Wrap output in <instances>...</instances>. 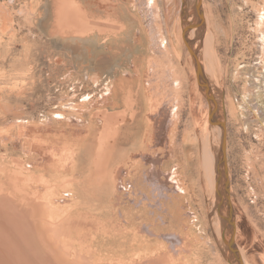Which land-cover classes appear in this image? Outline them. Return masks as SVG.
Wrapping results in <instances>:
<instances>
[{
  "label": "rangeland",
  "instance_id": "374dc122",
  "mask_svg": "<svg viewBox=\"0 0 264 264\" xmlns=\"http://www.w3.org/2000/svg\"><path fill=\"white\" fill-rule=\"evenodd\" d=\"M62 1L0 0V195L21 205L9 193L18 186L43 220L40 233L55 228L45 231L46 245L31 239L40 255L54 251L57 264H231L210 180L220 132L188 44L200 64L198 48L183 33V0H154L156 24L147 0H76L94 24L127 20V42L97 28L66 30L63 19L51 33ZM206 2L229 27V16L241 19L227 44L213 15L211 24L224 78L236 240L247 264H264V27L257 25L264 0ZM62 152L73 154L66 164L57 160ZM97 153L103 167L96 171ZM66 218L86 228L66 234Z\"/></svg>",
  "mask_w": 264,
  "mask_h": 264
},
{
  "label": "bare ground",
  "instance_id": "6f19581e",
  "mask_svg": "<svg viewBox=\"0 0 264 264\" xmlns=\"http://www.w3.org/2000/svg\"><path fill=\"white\" fill-rule=\"evenodd\" d=\"M102 1H103V3H108V5H109V3L113 2L112 0H102ZM102 1L101 0H96V2H102ZM196 1L197 0H183V6H182L183 9H184V11H183V13H184L183 14V27H185L186 22H188V21L196 22V17H197V13L195 11L196 10ZM56 3H57V1H56ZM146 3H147V9L150 11V13L152 15L151 18L153 19V22L155 21V24H156V22L158 21L159 17L161 16L160 15V11L161 10L159 9L160 6L159 5H158L159 7L155 6V1L154 0H147ZM63 4H65L66 7L69 9V13L66 12V15L63 16V20L66 23V25L64 24L63 26L66 27V30L67 29H72L74 27H79V28H83L82 31H79L80 33H83V32L86 33V31H89L91 29L97 28V30H99L101 33L108 32L109 34H112L113 36H111V37H114L119 42H127V38L130 36V31H131V25H130V23L127 22V20H125V23H123L122 20H120L121 18L119 17L118 19L121 22V24L120 23L117 24L116 22H118V21H116V22L112 21L111 17H109L107 19L108 21H101V20L99 21L98 20L99 22H95V24H94V22L92 21L93 19L91 18L92 20H90L89 16L86 14V12H85V11H87L86 8H84V7L82 8V6H83L82 3H78V1H76V0H63L62 2H58L56 10H57L58 6L63 5ZM89 5H90V3H89ZM111 6H113V5H111ZM114 6H116V5L114 4ZM0 9H2V8H0ZM100 9H101V7H100ZM201 10H202V16H203V24H202V26L195 27V28H196L197 32L199 34H202V37L205 39V46L202 43V41L200 40V38L195 33H193L192 29L188 33L192 36L194 44L198 48L199 55H200V65L203 67L204 73H205V70L207 69L209 74L214 77V82H213V78H211V81L213 82L214 93L217 96H219V94H220V97H219L220 109H219V111H220V113L223 116V110L221 108V105H222L221 103H222V98L224 97V95H222L221 92H223V90H224V88H223L224 78H223V76H222V74L220 72L221 70L220 71L218 70L220 68V55H219L218 50H217L216 33H215L214 28H213V25L211 24V22H212L211 20H212V15H213L215 28L217 29L218 33L221 34L220 41H223L224 43L227 44V43H230L232 41L234 36L236 37V35H237L236 32L238 31L237 29L241 25V21H240L241 19L235 13L232 16H229V25H230V27H229L226 22L222 21L220 16H217V15L215 16V14H213V9H212L211 6H209V3L206 2V0H202V2H201ZM236 10H237V7H235V12H236ZM2 11H3V9H2ZM4 12L5 11H3V13ZM109 12H111V11L109 10ZM167 16H169V15L167 14ZM164 18H166V17H164ZM161 19H163V16H162ZM56 20H57V23L60 25L62 23L61 15H59V17H57ZM66 20L70 21V23L68 22V24H67ZM80 21H82V22L79 23ZM94 21H95V19H94ZM164 21H166V20H164ZM76 23H78V25ZM160 23L162 25L164 22L162 23L160 21ZM71 25H72V27H71ZM257 25L260 28L264 27V14L259 16V21H258ZM170 30H169V32H170ZM158 31L156 32V35H157ZM164 33H165V31H164ZM159 34L160 33H158V37H159ZM140 37H141V29H138L137 39H139ZM162 38H163V40H162V43H160V44L162 45L164 43L163 45L167 49L168 46L165 43V40H164L165 37L163 35H162ZM261 38L264 40V32H261ZM261 38H259V39H261ZM164 46L163 47L161 46V47L164 48ZM211 60L212 61L214 60V61L212 62ZM126 76H127V74H126ZM114 84H116V83H114ZM121 87H122V84L120 82L119 83V88H121ZM110 93H111V91H110ZM130 94H133V93H130ZM130 99L131 98H129V95H126V97L124 98V103L130 104V102L132 101V100L130 101ZM133 102H135V101H133ZM131 105H132V103H131ZM230 106H231L230 108H231L233 116L235 118H237V111H236L235 104L232 103ZM256 107H257V105H256ZM253 108H254V106H253ZM259 108H260V106H259ZM259 108H258V110H259ZM259 111L263 112L262 108H260ZM257 113H258V111H257ZM134 115H135V113H133V116ZM117 128H116V130H117ZM218 128H219L218 132H220L219 141L221 143L222 128L220 126H218ZM117 134H118V132L117 133L115 132L116 137H117ZM79 138L81 140V137H79ZM54 148L56 149V148H59V147H55L54 146ZM50 149H52V148H50ZM61 150L62 149H60V151ZM49 153L51 154V152H49ZM210 153L208 154L209 157L207 156V161H208L209 164H212L213 160H214V154L211 151H210ZM50 154H48L46 158L50 157V158L53 159V157H51L52 154L51 155ZM68 154H70V153L68 152ZM44 155H46V154L44 153ZM67 156H66V153L62 152L60 154L59 158L57 159L58 162L66 164V159H67L66 157ZM101 157H102V154L100 155V153L99 154L97 153L98 161L95 159L96 160V163H95L96 171L99 170L98 167H99V165L102 164V163L100 164ZM55 162H56V160H55ZM216 163H217V158H216ZM101 166L103 167V164ZM71 169H72V167H71ZM124 173H123V175H124ZM115 177L117 179V176H115ZM210 177H211L210 180H211L212 185H213V191H214V194H215L214 197H216V195H217L216 194V164H214V166L212 168V172H211ZM100 181H101V179H100ZM118 185H119V183H118ZM13 188H14L15 193L11 192V191L9 193H11V194L13 193L12 194L13 197L18 196V198L22 201L21 205H16V204L11 203L12 202V200H11L12 198L9 199L10 198L9 195H5V194L0 195V264H57L56 259H53V258L50 257V255L52 254L56 258V256L54 255L53 249H52L53 252H50L51 254H49V256L48 255L47 256H45V255L42 256V255L39 254V252L36 249V247L32 244L34 237H35L34 240H36V238H37V240L35 242L38 245H42V244L47 243V241H45L46 239H44V237H45V231L47 232V230H49L50 227H51L50 224H49V227H47L45 231H42L40 233V231H41V229L39 228V223H40L39 219L40 218H39V216L37 214V211L35 212L33 206L30 203H28V201H27L28 197L26 195H24V194L21 195V196L19 195V193H21V192H19L18 186L14 185ZM6 200L7 201L10 200V202H7ZM4 201H6V203ZM216 205H217V198H216ZM69 218H70V216H69ZM69 218H66L67 219L66 220V227H65L66 228V232H65L66 234L71 229L78 227V225H80V228H82V229L86 228L85 223H80L79 221H73V219L71 220ZM216 218H217L218 224H219L218 225L219 238H221L222 242L224 243V241H223V239L221 237V234H220V230L223 228V225H224V220L218 214H217ZM41 223H43V220H42ZM221 223H223V225ZM44 224H42V225H44ZM45 226H47V225H45ZM55 226L58 227V225H55ZM40 227H41V225H40ZM62 227L63 226H61L60 227L61 229H59L60 232L63 231ZM41 228H43V226ZM51 228L55 229L54 227H51ZM55 231H58V230H54V232ZM59 231H58L57 235H60ZM82 233L83 234L80 237L84 241L86 236L84 235V232H82ZM31 237H33V238L31 239ZM82 240H80V241H82ZM93 241H95V239H93ZM224 245L226 246L225 243H224ZM69 246L72 247V245H69ZM49 248H51V247L49 246L48 249ZM66 250H67V247H66ZM244 262H245V260H244ZM245 264H247V263L245 262Z\"/></svg>",
  "mask_w": 264,
  "mask_h": 264
},
{
  "label": "water",
  "instance_id": "95a60500",
  "mask_svg": "<svg viewBox=\"0 0 264 264\" xmlns=\"http://www.w3.org/2000/svg\"><path fill=\"white\" fill-rule=\"evenodd\" d=\"M202 0L196 1V22L188 21L183 29L184 35L195 28L202 26L203 16L201 10ZM184 9L182 10V15ZM188 44V41H186ZM191 53L194 57V62L196 65L197 77L199 85L206 96L209 103V116L212 124L218 125L222 128V139L219 146L217 154V163H216V194H217V212L220 217L224 220L223 230H222V239L226 244V249L229 253L227 256L228 261L231 264H245L242 253L238 247L236 240L237 236V221H236V212L232 202L231 194V179H230V170L228 162V153H227V126H226V106L224 102V97L222 98L221 108L223 110V116L220 113V101L214 93V89L210 84V81L204 73L203 67L199 64L197 55L194 50L189 46ZM225 207V208H224Z\"/></svg>",
  "mask_w": 264,
  "mask_h": 264
},
{
  "label": "crops",
  "instance_id": "0c3cea01",
  "mask_svg": "<svg viewBox=\"0 0 264 264\" xmlns=\"http://www.w3.org/2000/svg\"><path fill=\"white\" fill-rule=\"evenodd\" d=\"M63 5L65 6V4H63ZM60 6H62V5H60ZM60 6H58V8H57V10L55 12V16H56V19H57V17H59V15L62 14V17H61V20H62L63 19V16H65L66 13L65 14L62 13V10L60 9ZM57 27H58V23H57V20H55L54 23H53V26L51 28V33H54V31H56Z\"/></svg>",
  "mask_w": 264,
  "mask_h": 264
}]
</instances>
